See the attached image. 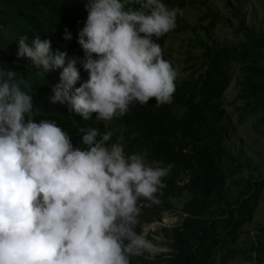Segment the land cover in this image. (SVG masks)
<instances>
[{"label": "clouds", "instance_id": "1", "mask_svg": "<svg viewBox=\"0 0 264 264\" xmlns=\"http://www.w3.org/2000/svg\"><path fill=\"white\" fill-rule=\"evenodd\" d=\"M85 9L82 57L53 50L48 38L18 41L17 56L42 74L62 69L50 103L99 121L125 115L135 102L171 104L179 72L153 38L173 31L183 10L162 0H87ZM64 39H71L67 30ZM78 64L88 79L77 87ZM31 91L14 70H0V264H131L167 252L148 228L136 227L139 202H161L157 193L173 165L126 154L110 143L111 132L96 128H81L83 147L74 146L55 121H36ZM180 222L176 215L162 220Z\"/></svg>", "mask_w": 264, "mask_h": 264}, {"label": "trees", "instance_id": "2", "mask_svg": "<svg viewBox=\"0 0 264 264\" xmlns=\"http://www.w3.org/2000/svg\"><path fill=\"white\" fill-rule=\"evenodd\" d=\"M87 0H0V70H14L18 80L31 84L34 100L35 119L55 121L70 137L74 146L83 147L81 128H96L105 132L102 121L92 118L84 120L70 112L67 105L50 103L52 88L59 82L62 69L42 74L27 58H19L18 41L28 37V43L39 36L52 41L53 50L66 51L69 57L84 55L78 44V33L87 18ZM169 7L182 9L194 0H162ZM201 20L213 27L220 18L216 12L208 10ZM177 27L155 42L160 44L169 34L185 31L188 24L177 16ZM65 30L71 35L65 40ZM242 39L225 42L211 48L202 41L192 42L193 48L204 50V59L194 64L200 69L195 78L184 77L175 82L173 102L157 106L155 99L147 104L135 102L128 112L109 122L112 128V142H120L126 154L141 153L145 162L173 167L162 182L166 187L159 195L187 194L181 204V222L174 226L162 227L170 237L171 248L154 260L133 257L144 264H224L234 254H240L238 264H264L256 260L264 255V227L255 237L245 236L240 246H233L240 225L250 218L259 191L264 187V172L259 176L237 179L239 187L236 195L224 188V179L239 173L244 164L237 162L224 151V139L229 128L224 123L225 109L222 93L230 79V66L238 65L239 79L236 87L243 98L242 111L247 114L264 115V32L239 26L237 34ZM165 59V56L163 54ZM190 56L185 58L189 62ZM193 65V62L190 63ZM80 83L88 79V73L79 64ZM193 69V71H195ZM177 108H181L178 111ZM99 139V137H98ZM214 194L233 196L235 204L220 214L210 212ZM139 224L158 217L163 206L141 202Z\"/></svg>", "mask_w": 264, "mask_h": 264}, {"label": "rangeland", "instance_id": "3", "mask_svg": "<svg viewBox=\"0 0 264 264\" xmlns=\"http://www.w3.org/2000/svg\"><path fill=\"white\" fill-rule=\"evenodd\" d=\"M182 19L189 28L182 32L169 34L163 42L162 51L165 59L170 61L179 75L175 82L184 77L195 78L200 69H194L195 63L200 64L204 59V50L191 47L189 41H202L211 48H216L225 42H236L242 39L237 34L239 26L253 28L264 32V0H194L183 8ZM208 10L216 12L220 17L213 27L201 20ZM190 56L189 62L185 58ZM193 62V65L190 63ZM193 69L195 71H193ZM230 79L225 87L221 100L225 109L224 123L229 128V134L224 139V151L237 162L244 164L242 170L224 179V188L236 195L239 187L237 179L255 178L264 172V115L247 114L242 111L243 98L236 87L239 79L238 65L232 64L229 69ZM181 111V108H177ZM105 132H111L110 121H102ZM160 205L163 206L158 217L140 223L141 231L148 228V237L158 246L170 250V237L162 227L165 215H176L181 218L180 206L187 199V194L159 195ZM148 201L141 200L139 203ZM235 204L233 196L224 197L214 194L211 198L210 212L220 214ZM264 227V187L259 191L252 208L251 216L241 225L233 246H240L245 236L255 237V234ZM156 238V239H154ZM240 254H234L224 264H238ZM264 263V255L257 258ZM134 264H144L143 260L136 259ZM160 264V263H158Z\"/></svg>", "mask_w": 264, "mask_h": 264}]
</instances>
